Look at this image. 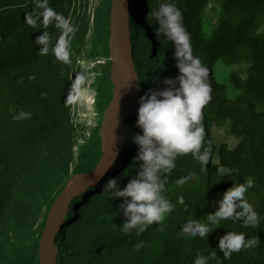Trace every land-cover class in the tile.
Listing matches in <instances>:
<instances>
[{
  "label": "rangeland",
  "instance_id": "374dc122",
  "mask_svg": "<svg viewBox=\"0 0 264 264\" xmlns=\"http://www.w3.org/2000/svg\"><path fill=\"white\" fill-rule=\"evenodd\" d=\"M61 2L66 7L63 16L78 29L70 39V63L59 61L51 51L41 54L40 46L23 39L21 26L0 32V264H35L32 247L54 200L76 170L96 165L101 156L96 129L104 111L96 94L111 84L105 47L111 0ZM138 2L141 20L134 57L147 93L162 90L166 87L162 81L179 73L174 46L156 38V25L147 17L159 0ZM172 2L183 14L193 54L209 69L211 100L202 121L204 146L211 149L208 163L201 171L191 154L178 156L176 167L164 174L165 194L174 208L163 221V230L157 224L139 236L130 230L109 253L106 241L125 232L121 200H112L104 186L98 191L88 187L87 197L76 200L70 210L72 223L59 238L60 264H193L198 254L208 256L209 264H264V237L257 234L258 225L264 226V47L232 37L244 22L246 38L264 36V0ZM2 3L11 9L20 5L14 0ZM82 71L91 79L77 92L72 83ZM139 132L137 128L135 134ZM133 135L128 138L131 150L137 149ZM137 151L123 159L126 167L116 176L121 188L136 171ZM249 178L254 184L246 199L258 214L257 226L224 220L211 225L206 239L181 231L186 222L203 221L214 213L220 195ZM228 231L243 232L247 239L262 238L261 251L257 244L225 258L217 243ZM138 243L143 244L139 249Z\"/></svg>",
  "mask_w": 264,
  "mask_h": 264
},
{
  "label": "clouds",
  "instance_id": "9594fccd",
  "mask_svg": "<svg viewBox=\"0 0 264 264\" xmlns=\"http://www.w3.org/2000/svg\"><path fill=\"white\" fill-rule=\"evenodd\" d=\"M37 6L43 11L37 12L35 18L31 13L26 14V22L34 26L39 20L45 25L55 26L61 33L55 44L51 43L47 31L37 36L34 43L40 46L39 52L47 54L51 51L59 61L70 63V39L78 29L62 14L45 6L42 0H37ZM147 17L156 25V38L163 37L174 46L179 74L174 78H165L162 83L166 87L162 90H150L139 98L135 126L140 132L132 137V142L138 148L133 158L136 171L123 188L119 186V176L109 179L103 188L112 200H121L118 207L124 217L122 230L128 232L135 229L137 236L153 224L163 230V221L173 211L174 205L165 194L164 174L176 167L177 157L191 154L198 159L201 171H204L211 151L210 147L204 146L205 129L202 122L203 109L211 100L209 69L193 54L191 37L183 24V14L172 0H159L158 6L150 10ZM90 79L91 74L87 71L76 73L72 89L77 92L83 90ZM22 115L30 116V113ZM103 175L104 172L97 179ZM253 184L251 178L243 183H233L220 195L214 213L208 214L203 221L195 219L186 222L181 231L190 237L206 239L213 230L211 225H219L224 220L242 221L246 227L257 226L258 214L246 199V193ZM179 200L183 202V197ZM259 242L257 236L247 239L243 232L228 231L219 237L217 248L225 258H230L234 252L250 249ZM142 246V243L136 245L138 249ZM211 255H216V252L213 251ZM193 264H209V257L198 254Z\"/></svg>",
  "mask_w": 264,
  "mask_h": 264
},
{
  "label": "water",
  "instance_id": "95a60500",
  "mask_svg": "<svg viewBox=\"0 0 264 264\" xmlns=\"http://www.w3.org/2000/svg\"><path fill=\"white\" fill-rule=\"evenodd\" d=\"M132 2L133 0H111L110 3L108 51L112 97L103 112L98 129L100 159L91 171L72 175L51 205L38 242L39 264H57L56 237L63 228L72 199L90 186L99 188L110 173H118L125 166V123L129 117L137 116L138 100L142 93L130 40L129 16ZM103 172L104 175L97 179Z\"/></svg>",
  "mask_w": 264,
  "mask_h": 264
},
{
  "label": "trees",
  "instance_id": "16d2710c",
  "mask_svg": "<svg viewBox=\"0 0 264 264\" xmlns=\"http://www.w3.org/2000/svg\"><path fill=\"white\" fill-rule=\"evenodd\" d=\"M4 0H0V32L5 34L8 27H18L21 26V29L25 31V37L23 38L26 42L33 44L35 42V38L39 35L42 34V32L47 31L50 35L51 38V43H54L59 35V29H57L55 26L53 25H45L43 23H41L39 20L37 21L36 25H29L26 22V14H33V17L35 18V15L37 12H42L43 9L42 8H38L37 6V0H14L16 3L20 4L19 7H17L16 9H11L10 7L6 6V4L2 3ZM42 2L45 4V6L47 7H51L53 8L56 12L64 15L66 12V7L65 5L61 2V0H42ZM259 4H261V1H259ZM140 3L138 2V0L136 1V5H132L131 7V13L129 16V30H130V40H131V45H132V50H133V60L135 63V68H136V72L138 74L140 83L142 85V93L141 96L144 95V93L147 90V87L145 85V81H143L142 77H140L139 74V64H138V60L134 57L135 54V50H136V42H135V34L137 31V25L139 23V21L141 20V16H140ZM247 22H244L243 25H240L239 27L235 28L232 31V37L235 41L237 42H243L244 40H247L249 42V44L252 47H258V46H263L264 47V36H257V37H250L249 39L246 38L245 36V32L247 29ZM105 47L108 50V39L105 41ZM109 53V51H108ZM10 60V59H9ZM110 73V71H109ZM112 97V85L109 84V86H105L102 89H98L97 94H96V101L99 104L103 105V111L106 109L110 99ZM136 120H137V116L134 117H129L125 123V128H126V142L123 148V152H124V158H128L130 157L131 153L133 152L136 153V151L138 150V148L135 150H131L129 149L128 146V138L135 134V130L136 128ZM100 127V126H99ZM99 127L96 129V134L98 135V129ZM99 161V160H98ZM127 161V160H126ZM95 164H92L91 166L84 168V169H78L76 170L75 174H83V173H87L89 171H91L92 169L95 168ZM126 167V163L124 168ZM124 168L122 170H124ZM122 170H120L118 173H112L110 174L102 183V186L105 185V183L113 178L116 177ZM74 174V175H75ZM99 188L96 189V191H98ZM90 190L86 191L85 193L80 194L76 199L72 200L69 204V208H68V212L65 218V223L63 225L62 230L60 231V233L57 235L56 237V245L58 247V254H57V264L61 263V253H60V248H59V238H61V236L64 234L65 229L68 227V225H70L72 223V219L70 218L71 216V211L74 208V203L76 202V200H80V198L83 197H87L88 192ZM256 231V229H255ZM127 232H124L122 234H119L116 237L111 238L110 240L106 241V244L104 245L105 248L107 249L108 253L110 251H113L114 249H116V247H118L119 245H121V239L122 236H124ZM257 234L261 235L262 238L264 237V226L263 225H258V229H257ZM262 238L260 239V242L257 245V248L259 249V251H261L260 245H261V241ZM40 236L37 238V240L35 241V243L33 244L32 247V252L35 256V264H39L38 263V242H39ZM264 239V238H263ZM128 241V240H127ZM98 243H96L97 245ZM260 244V245H259Z\"/></svg>",
  "mask_w": 264,
  "mask_h": 264
},
{
  "label": "bare ground",
  "instance_id": "6f19581e",
  "mask_svg": "<svg viewBox=\"0 0 264 264\" xmlns=\"http://www.w3.org/2000/svg\"><path fill=\"white\" fill-rule=\"evenodd\" d=\"M78 96V95H77Z\"/></svg>",
  "mask_w": 264,
  "mask_h": 264
}]
</instances>
